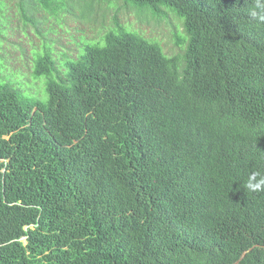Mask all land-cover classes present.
Segmentation results:
<instances>
[{
  "label": "trees",
  "instance_id": "16d2710c",
  "mask_svg": "<svg viewBox=\"0 0 264 264\" xmlns=\"http://www.w3.org/2000/svg\"><path fill=\"white\" fill-rule=\"evenodd\" d=\"M12 1L4 24L13 5L40 35L96 7ZM121 1L141 20L175 14L179 52L118 25L56 58L47 32L33 66L45 97L0 72V264H264V192L245 189L264 173V12Z\"/></svg>",
  "mask_w": 264,
  "mask_h": 264
},
{
  "label": "rangeland",
  "instance_id": "374dc122",
  "mask_svg": "<svg viewBox=\"0 0 264 264\" xmlns=\"http://www.w3.org/2000/svg\"><path fill=\"white\" fill-rule=\"evenodd\" d=\"M113 1L112 5H108V0H102L101 3L95 0L96 7L92 9V19H70L67 28L56 27L57 32L48 30L52 27L51 20L44 21L39 26L43 35L37 33L36 28L30 23L24 26L20 20V13L18 10L16 11V7L11 5L7 11L10 19L6 21V25L0 19L1 26L6 27L0 41V72L3 70L1 80L7 83L12 75L13 84L22 86L16 87L22 93L29 97L46 96V77L34 78L33 66H35L41 50L46 49V46L43 49L41 46L46 42L45 33L47 32L48 40H51V44L54 43L56 58L60 56L61 51L75 55L79 48L74 39L79 40L80 35H84L88 39H101V36L117 28L118 25L137 30L146 37L158 38L168 54L174 55L179 52L180 47H177L171 33L173 23H178L179 20L175 14L161 20L149 18L141 20L135 8L125 7V3L121 0ZM16 2L17 0L12 1V3ZM98 11L100 12L98 13ZM83 12L86 13V11ZM42 16H44V12L40 9L36 12V17L41 18ZM75 16L77 17L76 14ZM178 26L180 30H183L182 24H178Z\"/></svg>",
  "mask_w": 264,
  "mask_h": 264
},
{
  "label": "clouds",
  "instance_id": "9594fccd",
  "mask_svg": "<svg viewBox=\"0 0 264 264\" xmlns=\"http://www.w3.org/2000/svg\"><path fill=\"white\" fill-rule=\"evenodd\" d=\"M255 3L256 8L264 12V0H255ZM259 19L264 21V14L260 15ZM245 189L249 192H264V173L258 171L251 173L245 183Z\"/></svg>",
  "mask_w": 264,
  "mask_h": 264
}]
</instances>
